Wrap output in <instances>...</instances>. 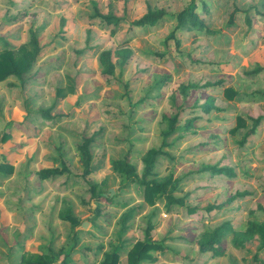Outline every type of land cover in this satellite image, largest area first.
I'll return each mask as SVG.
<instances>
[{
	"label": "rangeland",
	"instance_id": "374dc122",
	"mask_svg": "<svg viewBox=\"0 0 264 264\" xmlns=\"http://www.w3.org/2000/svg\"><path fill=\"white\" fill-rule=\"evenodd\" d=\"M190 2L0 0V37L7 43L0 47L16 49L30 41L32 31L43 47L25 83L16 77L0 83V264H24L44 254L54 264H101L116 250L120 264H128L135 244L147 241L149 224L164 251L140 264H264L258 241L236 249L231 231L264 222L258 208H264V0H205L208 13L199 4L198 14L212 33L182 34L178 51L167 39ZM234 7L240 13L230 25ZM95 8L120 23L108 26L95 17ZM149 8L167 16L154 27H133ZM122 49L132 57L113 76H104L101 53ZM257 67L263 68L260 74L248 75ZM163 75L171 80L156 90ZM208 82L220 84L188 95L180 91L181 85ZM59 89L67 91L64 97ZM211 102L220 111H203ZM47 109L52 119L43 117ZM165 114H178L181 127L191 125L172 136L169 146H163ZM240 117L247 128L233 133ZM252 118H262L261 124L241 147ZM92 136L93 173L84 179L79 146ZM151 149L167 153L158 158L155 177L176 180L169 192L184 205L169 207L164 196L149 203L142 185L111 167L128 157L142 179ZM4 165L12 172L1 170ZM64 165L70 173L48 179L39 174ZM215 165L236 176L205 171ZM92 185L112 204L93 197ZM245 191L249 196L221 211L206 210ZM67 209L78 227L61 219ZM224 224L217 254L200 252L203 236Z\"/></svg>",
	"mask_w": 264,
	"mask_h": 264
},
{
	"label": "trees",
	"instance_id": "16d2710c",
	"mask_svg": "<svg viewBox=\"0 0 264 264\" xmlns=\"http://www.w3.org/2000/svg\"><path fill=\"white\" fill-rule=\"evenodd\" d=\"M123 1V0H115ZM199 4L202 6L203 10L208 13L207 5L205 0H191L190 4L186 6L180 13L176 15V26L174 30L169 35L167 42L173 41L175 47L178 51L182 46V41L180 36L185 33L192 32H205L207 34L212 33L208 29L206 22L198 14ZM95 17L103 20L108 26H116L120 23L121 19L117 18L113 14L103 15L100 11L95 8ZM240 13V9L234 7V10L230 16L229 24L234 25L236 21V15ZM167 16V13L163 9L153 10L148 9V12L141 17L140 19L132 23L133 27L143 28V27H154L160 22L164 17ZM246 23L251 27L252 22L248 17L246 18ZM7 45L5 40L0 37V44ZM43 47L41 45V39L31 32L30 41L16 49H8L7 47H0V83L6 81L10 77H16L22 83H25V77L29 75L36 63L38 62ZM133 53L130 49H122L113 53L111 50H105L100 55V63L102 66V74L104 76H113L115 74L116 68L118 66H123L132 57ZM114 56L117 57V61L114 62ZM263 71L262 67H257L256 69L248 72V75L260 74ZM171 80L169 75H163L157 78L155 81L154 88L160 90L162 86L167 85ZM220 82L217 83H206L203 86L198 84H188L181 85L180 91L183 95H188L190 91L200 90V89H210L219 86ZM68 90L73 93V88L69 87ZM67 91L64 89L58 90V95L64 97ZM227 96L232 99L234 98L236 92L234 90L228 89L226 91ZM203 111L206 113H211L212 111H220L213 102L208 103L202 107ZM52 109L42 110L41 113L44 118L52 119L51 115ZM252 121V127L247 129L246 133L243 135L242 139L239 142L241 147L245 146L249 139L253 137L261 124L262 118L250 119ZM164 121L167 123V129L163 131L164 142L163 146H169L168 140L179 133L189 131L191 128L190 122L185 126H179V115H164ZM247 124L242 117L239 118L238 126L233 129V133H236L239 129H246ZM4 138H7L4 137ZM96 136L84 137L82 144L79 146V154L81 158V163L84 167L83 178L86 179L93 173L92 165V151L91 147L94 144ZM162 155H167L166 152L162 150L151 149L146 156L144 157V162L146 164L143 178L140 179L136 167L133 166L128 157L125 160L112 161V169L123 175L126 179L131 180L132 182L139 183L144 187L145 198L151 204H154L155 198L164 196L167 199V205L170 207L172 205H184L183 200L176 199L169 190L175 189L176 180H173L172 177L158 180L155 177V168L157 165L158 158ZM1 170L4 172H12V168L9 165L1 166ZM205 171L211 172L213 175L217 176H226L234 178L236 176L235 172L226 167L207 166ZM70 173L66 165L62 169H44L39 172L40 176L43 179H48L52 177L62 176L64 174ZM148 178H152L147 180ZM91 191L93 197L98 200H104L108 204H112L111 199H104L100 193L97 192V185L91 186ZM249 196V192H238L233 197H231L227 202L218 206L208 207L206 210L212 212L214 210L221 211L223 208L229 206L231 203L235 202L239 198H244ZM260 211L264 213V208L262 206L258 207ZM190 214L197 212V209L189 208ZM100 214V213H99ZM61 219L69 222L73 227H78L80 221L72 214L70 209H67L62 215ZM228 224H224L212 231L207 232L203 238L199 241V250L202 253L213 252L217 254L219 246L221 243L223 231L226 230ZM154 226L149 224L147 228V241H139L128 253V264H140L143 261L153 260L152 252L164 251V248L154 242L152 233L154 231ZM233 234V244L236 249H241L244 247L245 243L257 240L259 244V250H264V222H255L250 221L248 227L245 231L239 232L231 230ZM69 259H65L61 264H70ZM55 259L52 255H41L37 259L33 260H23L24 264H54ZM101 264H120V254L119 252L113 251L111 253L105 254V259Z\"/></svg>",
	"mask_w": 264,
	"mask_h": 264
}]
</instances>
